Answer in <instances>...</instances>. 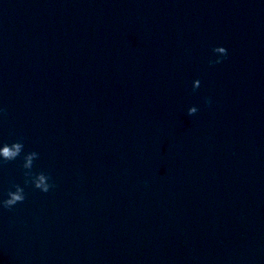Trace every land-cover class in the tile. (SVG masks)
Masks as SVG:
<instances>
[{
	"label": "water",
	"instance_id": "water-1",
	"mask_svg": "<svg viewBox=\"0 0 264 264\" xmlns=\"http://www.w3.org/2000/svg\"><path fill=\"white\" fill-rule=\"evenodd\" d=\"M0 109V264H264V0H0Z\"/></svg>",
	"mask_w": 264,
	"mask_h": 264
},
{
	"label": "clouds",
	"instance_id": "clouds-1",
	"mask_svg": "<svg viewBox=\"0 0 264 264\" xmlns=\"http://www.w3.org/2000/svg\"><path fill=\"white\" fill-rule=\"evenodd\" d=\"M211 57L207 63L209 66L218 65L227 58V49L224 46H213L211 48ZM196 82V83H194ZM200 86L199 79H193L191 81V89L195 91ZM210 100L205 97L204 104L208 105ZM2 111V109H0ZM198 109L195 105L189 106L186 110L188 116H193L197 113ZM23 152V155L21 153ZM22 161L19 165V169L24 177L23 186L17 183H13L8 189L7 197L0 198V209H12L17 204L22 203L25 200V187L31 185L35 190L41 193H48L50 189L56 187L52 181L50 175L44 171L33 172V162L39 158V153L36 151H24V143L21 139H17L12 143L0 142V164L14 161L17 158ZM14 189V191L12 190Z\"/></svg>",
	"mask_w": 264,
	"mask_h": 264
}]
</instances>
